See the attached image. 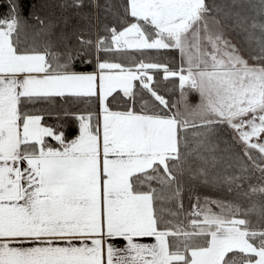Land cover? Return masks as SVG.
I'll list each match as a JSON object with an SVG mask.
<instances>
[{"label": "snow or ice", "instance_id": "snow-or-ice-1", "mask_svg": "<svg viewBox=\"0 0 264 264\" xmlns=\"http://www.w3.org/2000/svg\"><path fill=\"white\" fill-rule=\"evenodd\" d=\"M34 7L0 0V264H264V0Z\"/></svg>", "mask_w": 264, "mask_h": 264}, {"label": "trees", "instance_id": "trees-1", "mask_svg": "<svg viewBox=\"0 0 264 264\" xmlns=\"http://www.w3.org/2000/svg\"><path fill=\"white\" fill-rule=\"evenodd\" d=\"M52 2H53V0H31V4L35 5V7L32 8V11H34L35 13L40 15L41 17L48 16L50 13L55 12L56 16L58 17L60 15V10L50 7ZM83 3L85 5V7L81 11L85 12V13L89 12L90 9H89L88 5L90 3V0H83ZM0 11H3V9H0ZM71 11L72 10H69V14H71ZM101 15H103V14H101ZM22 39H23V37H22ZM28 40L30 42V40H31L30 36L28 37ZM133 55H138V54H136L135 51L133 50ZM174 56H176V53L174 51H161V52L157 53L153 50V51L147 52L143 58L147 61L149 59V57H156L155 62L165 63V62H169L170 59ZM169 66L172 67L173 65L170 63ZM161 75H162V72L159 74L154 73L156 83H158V81L160 80ZM160 91L165 96H167V99L169 101H173V100L177 99V97L179 95L178 94V84L176 82H174V83L171 82L169 84L162 85V88H160ZM191 94L197 96L194 93H189V96ZM80 107H81V109H85V108L89 107V105H81ZM91 107L93 110H95V104H92ZM253 182L255 183L256 181L254 180ZM200 192L204 195H211V196L217 195L216 190L201 188ZM188 204H189V202L187 200H185V205L188 206Z\"/></svg>", "mask_w": 264, "mask_h": 264}, {"label": "rangeland", "instance_id": "rangeland-1", "mask_svg": "<svg viewBox=\"0 0 264 264\" xmlns=\"http://www.w3.org/2000/svg\"><path fill=\"white\" fill-rule=\"evenodd\" d=\"M189 99H190L191 102L195 103V102H197L198 97L195 96V95H192V94H191V95L189 96ZM257 175H259V173H257ZM216 191H217V190H216ZM216 194H217L216 196L213 195L212 197H213V198H221V199H231V198H232L231 195L228 194V193L225 192V191H217ZM219 195H220V196H219Z\"/></svg>", "mask_w": 264, "mask_h": 264}, {"label": "crops", "instance_id": "crops-1", "mask_svg": "<svg viewBox=\"0 0 264 264\" xmlns=\"http://www.w3.org/2000/svg\"><path fill=\"white\" fill-rule=\"evenodd\" d=\"M153 75H154V73H152ZM174 83V82H176L177 84H178V78H170V80L169 81H164L163 79H162V75H161V77H160V80L158 81V83H157V86L158 87H160V88H162V85H164V84H169V83ZM160 94H162V95H164L163 93H161V91H160ZM178 94H179V87H178ZM165 96V95H164ZM165 98L167 99V96H165ZM117 243L118 244H121L122 242L121 241H117Z\"/></svg>", "mask_w": 264, "mask_h": 264}]
</instances>
